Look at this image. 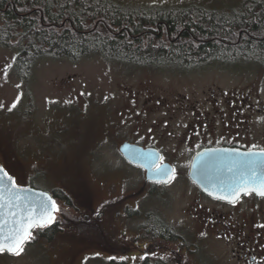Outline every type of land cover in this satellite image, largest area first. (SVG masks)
Segmentation results:
<instances>
[{
	"label": "flooded vegetation",
	"instance_id": "obj_1",
	"mask_svg": "<svg viewBox=\"0 0 264 264\" xmlns=\"http://www.w3.org/2000/svg\"><path fill=\"white\" fill-rule=\"evenodd\" d=\"M122 7L143 12L169 9ZM253 9L261 13L264 0H240L233 6L209 10L221 14L240 11L248 16ZM94 29L98 27L94 26L92 30L86 27L84 31L88 33ZM115 34L119 35L118 32ZM143 34L131 36L126 33V36L132 39L142 35L164 38L161 31L155 35ZM237 39L261 46L253 50L244 48L235 51L239 54L234 55L242 56L245 63L264 70V28L255 35L241 32ZM118 64L139 69L181 68L157 63ZM262 82L259 81L254 88L243 84L238 91L214 98L210 101L213 112H195L191 122L178 120L177 135L170 130L160 132L152 128L141 132L134 128L124 138L115 133L113 143L122 159L123 170L102 171L97 175L103 184L110 179L114 181L109 183L110 187L112 184L119 186L104 198L96 199L97 195L93 193L72 189L67 192L58 186L48 192L34 187L31 182L24 185L16 182L23 188L33 187L49 193L59 211L54 213L56 219L52 224L32 230L33 238L19 255L0 252V264H264V227H261L264 225V198L242 194L235 204L218 200L215 195L203 191L190 176L193 160L198 154L215 153L206 163L223 165L227 190L234 181L227 173L226 165L236 157L224 150L236 149L243 153L249 149H264ZM173 141L175 143H171ZM124 144L158 152L163 157V164L175 169V178L162 182L166 178L155 175L151 168L152 179H149L147 169L123 159L120 148ZM179 153L187 154L183 165L179 162L181 155L177 157ZM217 154L225 157H217ZM202 169L204 171V167ZM134 174L139 176V183H132L131 175ZM206 182L213 181L209 178Z\"/></svg>",
	"mask_w": 264,
	"mask_h": 264
},
{
	"label": "rangeland",
	"instance_id": "obj_2",
	"mask_svg": "<svg viewBox=\"0 0 264 264\" xmlns=\"http://www.w3.org/2000/svg\"><path fill=\"white\" fill-rule=\"evenodd\" d=\"M111 1L128 8L216 9L240 0ZM18 54L0 46V165L20 185L31 182L48 192L58 186L93 193L96 199L119 187L97 177L123 170L115 133L124 138L134 128H152L177 135L178 120L188 123L195 112H213L214 98L243 84L254 88L262 80L264 86V70L245 60L190 70L139 69L93 55L78 61L40 59L28 72L18 73ZM179 156L183 165L187 154ZM131 177L132 183L140 182L137 174Z\"/></svg>",
	"mask_w": 264,
	"mask_h": 264
},
{
	"label": "trees",
	"instance_id": "obj_3",
	"mask_svg": "<svg viewBox=\"0 0 264 264\" xmlns=\"http://www.w3.org/2000/svg\"><path fill=\"white\" fill-rule=\"evenodd\" d=\"M251 13L221 14L198 6L143 12L111 0H0V46L19 50L18 73L28 72L40 59L78 61L93 55L189 70L236 62L242 56L235 51L260 48L237 39L241 32L255 35L264 28V9ZM94 26L98 29L85 33ZM159 31L164 38L142 37ZM126 33L143 35L132 39Z\"/></svg>",
	"mask_w": 264,
	"mask_h": 264
},
{
	"label": "snow or ice",
	"instance_id": "obj_4",
	"mask_svg": "<svg viewBox=\"0 0 264 264\" xmlns=\"http://www.w3.org/2000/svg\"><path fill=\"white\" fill-rule=\"evenodd\" d=\"M15 106L14 103L12 107ZM224 151L236 157L226 165V171L234 182L227 191L221 190L214 198L232 204L237 203L242 194L246 196L255 194L264 198V149L259 151L249 149L243 153L236 149ZM150 167L154 169L155 175L166 178L162 182H169L175 178V169L166 167L163 164V157L152 160ZM30 191L19 186L0 166V252L8 251L19 255L23 252L24 245L33 238L34 228L47 227L56 219L54 213L59 211V207L55 200L47 193L33 194L35 198L26 195ZM209 195L214 194L210 192ZM120 259L123 260L125 257Z\"/></svg>",
	"mask_w": 264,
	"mask_h": 264
},
{
	"label": "water",
	"instance_id": "obj_5",
	"mask_svg": "<svg viewBox=\"0 0 264 264\" xmlns=\"http://www.w3.org/2000/svg\"><path fill=\"white\" fill-rule=\"evenodd\" d=\"M120 153L126 162L134 166L147 169L148 178L152 179L150 163L152 160L160 157V154L158 152L152 149H143L135 145L124 144L120 148ZM213 154L200 153L199 155H197L193 160L190 176L195 182H197V184L203 189V191H205L206 193L211 192L216 195L220 194L221 190H227L224 187L223 179L225 177V169L223 165H218L217 163H215L214 165H208V163H206V161H208V159L213 156ZM216 156L220 158L225 157L224 154H217ZM202 167H204V171ZM209 178L212 179V183L206 182V180ZM25 189L31 190L29 193H26V195L30 196L38 193H47L43 190L33 187H26ZM47 194L50 196L49 193ZM33 198L35 197L33 196Z\"/></svg>",
	"mask_w": 264,
	"mask_h": 264
}]
</instances>
